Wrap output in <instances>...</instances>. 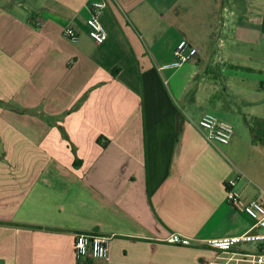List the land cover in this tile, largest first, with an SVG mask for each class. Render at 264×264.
<instances>
[{
	"label": "crops",
	"instance_id": "crops-1",
	"mask_svg": "<svg viewBox=\"0 0 264 264\" xmlns=\"http://www.w3.org/2000/svg\"><path fill=\"white\" fill-rule=\"evenodd\" d=\"M182 39L195 57L166 67ZM203 60L220 76L222 62L264 67V0H0V264H249L264 249L206 243L264 233L226 189L236 179L243 199H264V126L206 139L197 121L223 117ZM80 233L106 237L108 257L77 258Z\"/></svg>",
	"mask_w": 264,
	"mask_h": 264
},
{
	"label": "built area",
	"instance_id": "built-area-1",
	"mask_svg": "<svg viewBox=\"0 0 264 264\" xmlns=\"http://www.w3.org/2000/svg\"><path fill=\"white\" fill-rule=\"evenodd\" d=\"M106 3L104 1H94L92 5V13L88 18L90 36L98 43H103L108 39V30L102 20ZM65 35L77 41L79 35L77 31L71 27H66ZM197 53L194 47L187 39H182L175 49V59L165 66H181L192 60ZM197 128L211 143L227 144L231 141L234 134L232 124L220 120L213 113H205L196 123ZM236 179H230L226 182L227 201L237 210L243 211L250 215L254 220V227H264V199L254 198L250 201L243 199L236 191ZM172 238L176 241L183 239L178 232L172 234ZM264 240V233L248 230L242 234L229 235L223 237H212L206 239V243L212 247L230 250L237 244L244 241H260ZM75 255L77 258L90 256L93 258H106L109 255L108 239L101 235L92 233H80L75 241ZM249 264H264V249L258 253L251 254L248 258Z\"/></svg>",
	"mask_w": 264,
	"mask_h": 264
},
{
	"label": "rangeland",
	"instance_id": "rangeland-1",
	"mask_svg": "<svg viewBox=\"0 0 264 264\" xmlns=\"http://www.w3.org/2000/svg\"><path fill=\"white\" fill-rule=\"evenodd\" d=\"M215 59L217 60V58ZM206 61L203 60L202 64L205 63L209 70L206 71L204 69V71L201 69V74L198 78L204 79L206 77L212 83H215L214 85L217 87L214 89V97L212 101L208 103L207 108L221 115L220 117H223L221 118L222 120L230 122L234 130L235 128H243L246 130L255 128L258 132V129L264 126L258 115L262 112L261 107L264 101V88L260 84V78H262L264 74V67L252 71L244 67H232L222 62L221 65L225 67V71H223L220 76L218 72L220 69H218L216 64L211 63L208 65ZM206 66H204V68ZM168 83H174L173 79L169 77ZM224 83H230L232 85L229 88L223 89L222 85ZM233 83H245L246 87L242 89L243 93H241V88L233 85ZM246 94L253 101L248 105L247 103L242 104V109L236 107L235 99L243 98V95ZM220 100L225 102V104L218 107L217 104L221 103ZM248 112H251V114H248ZM255 160L258 164L262 165V169L264 170V156H261L259 159L255 157ZM263 189L264 187L260 189V192L261 196L264 198Z\"/></svg>",
	"mask_w": 264,
	"mask_h": 264
},
{
	"label": "trees",
	"instance_id": "trees-1",
	"mask_svg": "<svg viewBox=\"0 0 264 264\" xmlns=\"http://www.w3.org/2000/svg\"><path fill=\"white\" fill-rule=\"evenodd\" d=\"M100 140V139H99Z\"/></svg>",
	"mask_w": 264,
	"mask_h": 264
}]
</instances>
